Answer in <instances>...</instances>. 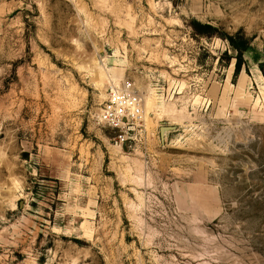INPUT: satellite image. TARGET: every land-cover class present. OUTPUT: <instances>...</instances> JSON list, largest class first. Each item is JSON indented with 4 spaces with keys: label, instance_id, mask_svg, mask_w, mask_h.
I'll list each match as a JSON object with an SVG mask.
<instances>
[{
    "label": "rangeland",
    "instance_id": "obj_1",
    "mask_svg": "<svg viewBox=\"0 0 264 264\" xmlns=\"http://www.w3.org/2000/svg\"><path fill=\"white\" fill-rule=\"evenodd\" d=\"M0 264H264V0H0Z\"/></svg>",
    "mask_w": 264,
    "mask_h": 264
},
{
    "label": "bare ground",
    "instance_id": "obj_2",
    "mask_svg": "<svg viewBox=\"0 0 264 264\" xmlns=\"http://www.w3.org/2000/svg\"><path fill=\"white\" fill-rule=\"evenodd\" d=\"M152 102L151 101H149V100H147V101H145V105H144V112H143V114H142V116L144 117V118H146V112L149 110V108H150V104H151ZM135 110H137V108H134ZM169 111H171V110H169ZM169 111H163V112H160V113H155L156 114V116L157 117H159V116H161V115H163V117H164V115H166V116H168L170 119H172L174 122L175 121H180L182 118V116L179 114H175V113H173V112H169ZM178 116H179V118H178ZM167 117V118H168ZM186 119V118H185ZM147 120H148V118H147ZM149 121V120H148ZM171 121V120H170ZM182 121V120H181ZM177 124H179V123H177Z\"/></svg>",
    "mask_w": 264,
    "mask_h": 264
},
{
    "label": "built area",
    "instance_id": "obj_3",
    "mask_svg": "<svg viewBox=\"0 0 264 264\" xmlns=\"http://www.w3.org/2000/svg\"><path fill=\"white\" fill-rule=\"evenodd\" d=\"M121 98H123V99L125 100L124 97L121 96ZM113 100H114V99H113ZM114 101H115V100H114ZM125 101H126V100H125ZM115 104L117 105L116 102H115ZM118 105H119V106H118V107H119V112H124V110L127 108V107H125V106H127L126 103H123V104H120V103H119ZM104 112H105V111H104ZM105 113H106V112H105ZM107 114H109V112H107ZM116 115L121 116L120 113L115 114V116H116ZM108 116H109V115H105V118H107Z\"/></svg>",
    "mask_w": 264,
    "mask_h": 264
}]
</instances>
